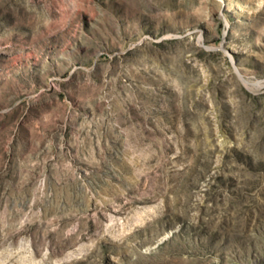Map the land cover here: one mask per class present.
I'll list each match as a JSON object with an SVG mask.
<instances>
[{"label":"rangeland","instance_id":"374dc122","mask_svg":"<svg viewBox=\"0 0 264 264\" xmlns=\"http://www.w3.org/2000/svg\"><path fill=\"white\" fill-rule=\"evenodd\" d=\"M0 264H264V0H0Z\"/></svg>","mask_w":264,"mask_h":264}]
</instances>
